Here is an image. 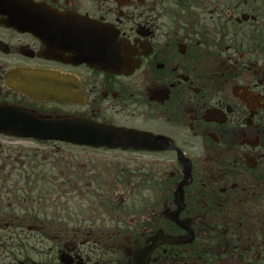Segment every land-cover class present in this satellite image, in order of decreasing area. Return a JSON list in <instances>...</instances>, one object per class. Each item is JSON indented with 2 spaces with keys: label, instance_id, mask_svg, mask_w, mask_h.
I'll list each match as a JSON object with an SVG mask.
<instances>
[{
  "label": "flooded vegetation",
  "instance_id": "af4514ba",
  "mask_svg": "<svg viewBox=\"0 0 264 264\" xmlns=\"http://www.w3.org/2000/svg\"><path fill=\"white\" fill-rule=\"evenodd\" d=\"M0 106V264H264V0H0Z\"/></svg>",
  "mask_w": 264,
  "mask_h": 264
},
{
  "label": "water",
  "instance_id": "95a60500",
  "mask_svg": "<svg viewBox=\"0 0 264 264\" xmlns=\"http://www.w3.org/2000/svg\"><path fill=\"white\" fill-rule=\"evenodd\" d=\"M16 112L13 108L0 106V131L9 132L16 125Z\"/></svg>",
  "mask_w": 264,
  "mask_h": 264
},
{
  "label": "rangeland",
  "instance_id": "374dc122",
  "mask_svg": "<svg viewBox=\"0 0 264 264\" xmlns=\"http://www.w3.org/2000/svg\"><path fill=\"white\" fill-rule=\"evenodd\" d=\"M1 140V139H0Z\"/></svg>",
  "mask_w": 264,
  "mask_h": 264
}]
</instances>
